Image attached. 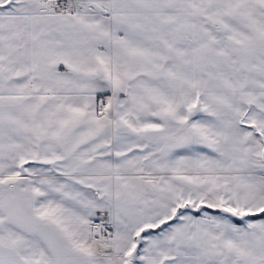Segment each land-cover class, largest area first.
Segmentation results:
<instances>
[{"label":"snow or ice","instance_id":"6c2138e0","mask_svg":"<svg viewBox=\"0 0 264 264\" xmlns=\"http://www.w3.org/2000/svg\"><path fill=\"white\" fill-rule=\"evenodd\" d=\"M0 264H264V0H0Z\"/></svg>","mask_w":264,"mask_h":264}]
</instances>
